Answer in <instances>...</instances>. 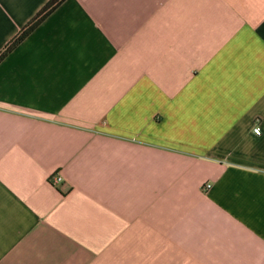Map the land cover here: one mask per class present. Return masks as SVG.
I'll list each match as a JSON object with an SVG mask.
<instances>
[{
    "label": "crops",
    "instance_id": "crops-1",
    "mask_svg": "<svg viewBox=\"0 0 264 264\" xmlns=\"http://www.w3.org/2000/svg\"><path fill=\"white\" fill-rule=\"evenodd\" d=\"M0 264H264V0H63L4 56Z\"/></svg>",
    "mask_w": 264,
    "mask_h": 264
},
{
    "label": "trees",
    "instance_id": "trees-1",
    "mask_svg": "<svg viewBox=\"0 0 264 264\" xmlns=\"http://www.w3.org/2000/svg\"><path fill=\"white\" fill-rule=\"evenodd\" d=\"M63 0H49L45 6L42 8L41 11H38L35 16L27 23L26 26H23L20 30V32L14 37L12 41L7 43L3 50L0 52V61L9 54L15 46L25 39L28 34L36 27L38 24H40L45 17L54 9L58 7L62 3Z\"/></svg>",
    "mask_w": 264,
    "mask_h": 264
},
{
    "label": "built area",
    "instance_id": "built-area-1",
    "mask_svg": "<svg viewBox=\"0 0 264 264\" xmlns=\"http://www.w3.org/2000/svg\"><path fill=\"white\" fill-rule=\"evenodd\" d=\"M253 133L256 134V135H260L261 130H260L259 125L255 126V127L253 128ZM62 180H63V176L61 175V173H60V172H56V173H54L53 175H51L50 183H51L52 185H57V184H59ZM209 186H210V185L202 186L203 191H204V190H207V189L209 188Z\"/></svg>",
    "mask_w": 264,
    "mask_h": 264
}]
</instances>
